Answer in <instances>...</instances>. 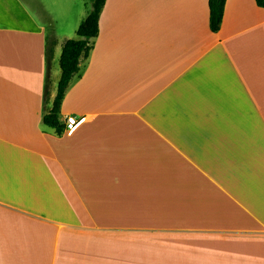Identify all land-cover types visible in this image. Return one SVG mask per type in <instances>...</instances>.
<instances>
[{
    "label": "crops",
    "instance_id": "0c3cea01",
    "mask_svg": "<svg viewBox=\"0 0 264 264\" xmlns=\"http://www.w3.org/2000/svg\"><path fill=\"white\" fill-rule=\"evenodd\" d=\"M73 1L0 0V264H264V8L106 0L59 136Z\"/></svg>",
    "mask_w": 264,
    "mask_h": 264
},
{
    "label": "trees",
    "instance_id": "16d2710c",
    "mask_svg": "<svg viewBox=\"0 0 264 264\" xmlns=\"http://www.w3.org/2000/svg\"><path fill=\"white\" fill-rule=\"evenodd\" d=\"M227 0H209L210 29L218 33L221 29ZM106 0H93L92 9L77 30V39L67 40L63 44L60 67L62 71L57 96L53 108L44 115L43 125L63 135L66 126L61 122V107L71 81L80 73L81 62L88 59L92 50V40L99 35V20ZM257 6L264 8V0H256ZM51 52H47V64H50ZM48 91L46 89L45 95Z\"/></svg>",
    "mask_w": 264,
    "mask_h": 264
},
{
    "label": "rangeland",
    "instance_id": "374dc122",
    "mask_svg": "<svg viewBox=\"0 0 264 264\" xmlns=\"http://www.w3.org/2000/svg\"><path fill=\"white\" fill-rule=\"evenodd\" d=\"M43 1L47 4V6L51 8L53 7L52 5L53 0H43ZM92 3H93V0H77V3L75 5H74V1L72 2V7L73 8L75 7V9L73 11V16L71 17L69 24H68L69 28L84 22L83 18H86L88 14L90 13L92 9ZM72 36H73V39H77L78 38L77 31H75L74 35Z\"/></svg>",
    "mask_w": 264,
    "mask_h": 264
},
{
    "label": "built area",
    "instance_id": "2783aa9c",
    "mask_svg": "<svg viewBox=\"0 0 264 264\" xmlns=\"http://www.w3.org/2000/svg\"><path fill=\"white\" fill-rule=\"evenodd\" d=\"M83 122H84V118L77 119L76 117H67L64 134L72 135L77 131V129L80 127V125Z\"/></svg>",
    "mask_w": 264,
    "mask_h": 264
}]
</instances>
